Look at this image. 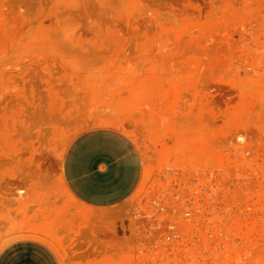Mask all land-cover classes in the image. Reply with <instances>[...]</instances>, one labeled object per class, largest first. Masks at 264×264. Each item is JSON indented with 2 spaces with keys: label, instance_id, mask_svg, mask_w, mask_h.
Returning a JSON list of instances; mask_svg holds the SVG:
<instances>
[{
  "label": "rangeland",
  "instance_id": "1",
  "mask_svg": "<svg viewBox=\"0 0 264 264\" xmlns=\"http://www.w3.org/2000/svg\"><path fill=\"white\" fill-rule=\"evenodd\" d=\"M95 126L129 133L145 164L103 236L50 217L63 153ZM236 136L264 195V0H0V248L27 228L63 264H131L125 218L170 172L234 162ZM34 188L43 219L8 225Z\"/></svg>",
  "mask_w": 264,
  "mask_h": 264
},
{
  "label": "built area",
  "instance_id": "2",
  "mask_svg": "<svg viewBox=\"0 0 264 264\" xmlns=\"http://www.w3.org/2000/svg\"><path fill=\"white\" fill-rule=\"evenodd\" d=\"M244 144L225 149L234 162L170 172L141 199L124 221L131 264H264L263 183L245 177Z\"/></svg>",
  "mask_w": 264,
  "mask_h": 264
},
{
  "label": "crops",
  "instance_id": "3",
  "mask_svg": "<svg viewBox=\"0 0 264 264\" xmlns=\"http://www.w3.org/2000/svg\"><path fill=\"white\" fill-rule=\"evenodd\" d=\"M145 173L143 153L132 136L111 126H95L77 135L66 147L60 164L59 177L69 196L50 202V214L60 219L66 208V228H77L80 222L92 218L102 226L118 214L120 205L133 197ZM25 192V190H24ZM33 210L18 213L4 211L7 224L33 218L43 219L39 189L34 188ZM38 198H41L39 195ZM37 199V200H36ZM73 204L68 208L66 204ZM60 211V212H59ZM92 234V233H91ZM0 264H63L59 249L27 228L9 235L0 248Z\"/></svg>",
  "mask_w": 264,
  "mask_h": 264
}]
</instances>
